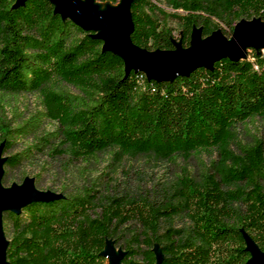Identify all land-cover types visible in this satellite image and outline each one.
Here are the masks:
<instances>
[{"label":"trees","instance_id":"16d2710c","mask_svg":"<svg viewBox=\"0 0 264 264\" xmlns=\"http://www.w3.org/2000/svg\"><path fill=\"white\" fill-rule=\"evenodd\" d=\"M16 1L0 0V143L5 150L36 139L6 156L4 185L36 152L88 157L107 150L117 159L145 153L171 161L216 150L218 157L196 175L184 168L155 179L125 170L115 184L54 190L63 195L5 210V234L8 220L13 227L9 263L106 264L101 251L111 238L125 250L122 264H156L157 246L162 264H250L245 232L264 250V137L238 149L228 144L236 123L264 115L263 52L222 57L168 80L127 73L120 54L55 12L51 0ZM158 1L131 4L132 40L149 50L177 46L161 14L179 20L185 47L195 26L204 36L219 28L231 36L241 19H264V0H168L169 13ZM25 92H38L43 108L9 113ZM55 119L57 127L39 133Z\"/></svg>","mask_w":264,"mask_h":264},{"label":"water","instance_id":"95a60500","mask_svg":"<svg viewBox=\"0 0 264 264\" xmlns=\"http://www.w3.org/2000/svg\"><path fill=\"white\" fill-rule=\"evenodd\" d=\"M25 1L17 0L15 5ZM51 1L55 4L54 11L61 13L63 18L68 17L83 29L95 31L93 35L103 38V49L120 54L125 59L127 73L131 69L144 70L149 77L168 80L178 74L188 73L200 65L212 67L213 63L222 57L239 60L247 56L248 46H264V24L260 23V17H254L238 21L231 36H227L219 28L214 30L213 34L203 37L202 28L195 26L192 32V46L185 47L182 44L181 48L176 46L174 49L149 50L132 40L131 34L134 30L132 0H121L116 7L107 5L106 9H100L95 5V0ZM174 41L176 43L175 39ZM4 144V141L0 143V264H9L7 259L9 239L3 227L4 211L19 212L23 206L33 201L51 200L63 194L39 188L33 177H26L22 183L4 185L2 182L6 161V157L2 155ZM245 236L247 248L252 253L248 262L264 264V250L247 232ZM109 243L110 250L101 252L105 255L110 254L109 264H122L125 250L119 247L120 253L117 254L114 240L110 238ZM162 259V251H157L156 264H162Z\"/></svg>","mask_w":264,"mask_h":264},{"label":"rangeland","instance_id":"374dc122","mask_svg":"<svg viewBox=\"0 0 264 264\" xmlns=\"http://www.w3.org/2000/svg\"><path fill=\"white\" fill-rule=\"evenodd\" d=\"M118 3H113L111 0L94 1V4L99 6L100 9H106L107 5L116 7ZM158 4L165 9L166 13L175 11L168 3V0H160ZM161 17L163 22H166L168 26L173 28V35L175 36L177 46L179 48L183 47L180 40L182 29L179 20L168 14H161ZM260 23L264 24V19H260ZM220 25L228 28L222 21ZM211 34L213 32L209 35ZM203 37L205 36L203 35ZM192 44L191 37L189 46H192ZM263 47L260 45L248 46L246 48L247 56L251 55L250 53L254 51L262 52ZM13 104V107L9 108V113L12 114L14 107H16L17 111L23 112L24 117L30 116L36 110L43 108L38 92L21 93L14 100ZM57 124V119L46 120L42 124L39 133L44 130L54 129L57 127ZM233 127V137L228 145L238 149L240 142H253L256 137H264V115H257L246 121L238 122ZM35 139V134L20 138L9 149H3L2 155L6 157L19 151ZM217 157L218 153L216 150L193 153L189 157L180 155L171 161H158L145 153L136 156L124 154L121 159H117L107 150H101L98 154L88 157H75L69 153L51 154L44 151L36 152L30 158H24L19 165L13 167L11 169L12 178L9 183H22L26 177H33L36 185L42 189L73 192L79 190L84 185L92 183L97 187H102V182L106 179L112 184H115L117 181H123L125 170H129L133 176H136V172L140 170L144 177H154L155 179L159 177L163 179L174 177L176 173L183 171L184 168H187L188 172L196 175L201 169L211 165L212 160ZM12 232V221L8 220L6 236L9 240ZM102 250H110L109 239L106 240ZM115 251L117 254L120 253V248L116 246ZM157 251H161L160 246H157ZM109 263H111V257L110 254H107L106 264Z\"/></svg>","mask_w":264,"mask_h":264},{"label":"built area","instance_id":"2783aa9c","mask_svg":"<svg viewBox=\"0 0 264 264\" xmlns=\"http://www.w3.org/2000/svg\"><path fill=\"white\" fill-rule=\"evenodd\" d=\"M262 52H263V54H264V47H263V49H262ZM249 57H252L251 55H249ZM257 65V64H256Z\"/></svg>","mask_w":264,"mask_h":264}]
</instances>
